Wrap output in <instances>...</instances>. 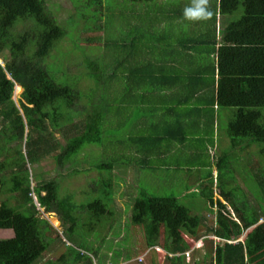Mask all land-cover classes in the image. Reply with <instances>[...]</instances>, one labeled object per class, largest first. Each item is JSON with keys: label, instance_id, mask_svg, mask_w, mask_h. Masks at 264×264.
Wrapping results in <instances>:
<instances>
[{"label": "trees", "instance_id": "obj_1", "mask_svg": "<svg viewBox=\"0 0 264 264\" xmlns=\"http://www.w3.org/2000/svg\"><path fill=\"white\" fill-rule=\"evenodd\" d=\"M190 2L192 6L194 0ZM97 3L100 5L101 0ZM208 7L212 15L206 19H192L190 35L187 32L185 36L160 39L153 34L155 40H159L155 45L162 48L158 54L155 55L157 50L153 51L145 35H138L130 40L133 50L126 56L127 62L132 59L134 66L125 65L127 58L118 60V64H123L125 78L130 82L121 98L127 100L134 93L131 86L139 88L142 92L137 101L144 103L147 100L152 105L150 113H155L156 109L159 112L157 121L153 119L146 125L138 124V128L140 126L147 135L128 136V142L125 141L139 145L135 151L141 157L138 161L130 159V163L136 161L141 168L147 167L152 155L164 158L160 155L163 144L167 146L169 141L179 144L188 142L182 117L173 124L168 122V112L176 109L177 105L174 104L173 108L161 101L158 107V101L153 97L155 90L173 85L192 109L203 107L200 97L204 96L211 105L213 102L220 109L231 110L225 133L231 150L236 151V165L238 159L243 160L248 167L246 171L250 172V180L253 176L256 193L254 196L249 193L250 197L244 193L245 197L241 198L238 186L230 187L223 174L230 172V179H233L236 167L229 164V150L219 154L215 150L210 162L216 167V187L214 189L212 180L200 191L203 199L200 202L214 213L212 225H207L203 215L192 213L177 197L153 196L143 189L139 190L131 204L130 223L141 226L148 249L158 246L172 254L163 255L167 264H264V254L255 258L246 242L239 239L249 226L264 218V0H208ZM161 8L156 6L155 11L153 7H147L145 23L137 28L144 29L143 32L151 36L154 25L150 16ZM238 9H241L238 18L224 20ZM170 12L179 14L181 11L177 8ZM186 19V22L182 19L180 28H184V23L188 24ZM20 23L23 26L18 29ZM64 33L47 11L45 0H0V194L15 198L13 205H8L6 200L0 201V228L13 231L11 237L0 238V264H35L45 255L44 252L49 254L57 246L63 247L64 251L54 261L44 264L118 263L117 251L107 262L102 259L101 244L105 241L99 238L101 244L93 246L87 238L91 235L88 233L90 230L101 225L108 216H113L111 172L116 162L123 163L122 159L91 164L100 176L93 181L94 193L91 196L95 197L86 203H76L71 193L60 196L59 183L55 178H40L32 185L30 177L28 165L45 156H51L58 167L73 165L87 144L103 143L104 114L91 108L85 117L75 120L76 113L71 109L81 100L78 90L70 84L54 80L42 63ZM142 41L145 45L141 51L137 46ZM169 48L172 50L167 51ZM138 57L146 61L140 63L136 60ZM153 57L160 61L156 68L151 61ZM97 62L86 61V66L89 75L100 80L103 72ZM109 77H114V74H109ZM15 85L21 87L18 105L12 99ZM157 97L163 98L160 95ZM114 115L115 111L107 119L110 127L115 125L112 123ZM159 121L163 124L157 126L155 123ZM67 123L69 125L65 127ZM178 126L181 133L175 134ZM56 132L61 134L63 142L56 138ZM204 133L191 139L195 140V147L206 150L208 136L213 140L214 135ZM255 166H258V172L251 169ZM104 170L108 171V176L103 174ZM209 175L214 177L211 173ZM245 181L246 188H249L250 181L246 178ZM214 192L218 198H213ZM39 208L43 213L56 214L62 234L89 241L94 249L88 253L75 251L65 244L61 235L52 237L50 233L55 232V228L41 217ZM83 213L85 217H82ZM109 225L112 230L113 224ZM79 226L88 227V230L83 232ZM200 226L205 228L204 234H199ZM203 235L200 258L195 254L186 262L184 251L191 247L190 241ZM197 249L195 247L191 252ZM124 256L128 258L127 254ZM246 256H250L251 260Z\"/></svg>", "mask_w": 264, "mask_h": 264}, {"label": "rangeland", "instance_id": "obj_2", "mask_svg": "<svg viewBox=\"0 0 264 264\" xmlns=\"http://www.w3.org/2000/svg\"><path fill=\"white\" fill-rule=\"evenodd\" d=\"M159 2L160 0H129V3H127V0H101L99 5L97 0H45L47 11L56 19V22L65 33L62 39L54 43L49 52L50 54L43 59L42 63L54 80L70 84L78 90L81 100L71 109L76 113L75 120L85 117L91 108H96L104 114L103 143L102 145L87 144L77 155V162L73 165L66 164L64 167H58L51 156H45L37 163L28 165L30 177L33 180L32 185L34 180L40 178H55L59 183L60 196L71 193L76 203H86L95 197L91 196L94 193L93 181L100 176L99 171L91 164L108 162L111 159L123 160L124 164L116 162L111 172L114 192V202L111 205L113 216H108L107 220L101 225L88 232L91 235L87 239L92 242L93 246L101 244L99 238L105 241L101 244L100 255L106 262L117 251L119 253L117 259L121 264L137 263V257L142 253L144 259L142 262L138 261L142 264H148V260L152 258L157 264H167L163 253H159L155 249H148L145 246L141 226H133L130 223L131 204L134 198L138 196L140 189L153 196L177 197L181 204L191 209L192 213L203 215L207 225H212L214 220V213L204 203L200 202H203L200 191L205 184L212 183V180H214V189L216 187V171L214 170L216 167L212 161L210 162L211 157L209 155L211 148L205 150L197 146L190 148L189 152L185 154L183 151H171L172 153L170 152L167 157L162 159L152 155V161L147 167L143 168L136 161L130 163V159L136 158L138 161L141 157L140 153L135 151L136 146L139 147V145L134 146L125 141L128 142V136L147 135L146 131L140 126L138 128V124L140 125L141 122L142 125H146L153 119L159 118V112L156 109L155 113H150L152 105L147 100L144 103L137 101L138 95L142 92L139 88L131 86L130 89L134 90V94L128 97L127 100H123L124 97L121 98L125 89H128L130 82L125 78L123 64H118V60L121 61L123 58H127V54L133 50L129 45V43H132L130 40L138 35H145V38L152 44L153 51L159 47L155 45L159 40L156 41V38L152 36L156 32L159 33V30L154 29L151 37L144 32L131 29L135 25L139 26L145 23L144 5L151 7L154 3ZM168 4H170L169 1ZM180 6L183 5L177 7L173 5L174 8L171 10L179 9ZM167 7L162 8L163 13L167 11ZM240 14L241 9H238L232 15L226 16L224 20L227 22L236 19ZM150 17L158 18L157 15H151ZM22 26L21 23L17 25L18 29ZM179 26L177 22L172 24L174 30ZM183 26L184 30L181 29V36L186 35L189 27L186 23ZM162 27L164 31L160 30V32L168 33L169 23L167 25L164 23ZM146 35L149 36V39ZM144 42L142 41L138 46L144 47ZM123 44H126V46H123ZM174 49L187 52L182 48L174 47ZM89 60L98 61V65H101L103 76L100 80H96L89 75V69L86 66V61ZM127 60L128 58L125 59L126 66L130 68L134 66L135 63L132 59H129V62ZM136 60L140 59L137 58ZM111 73L114 74L112 78L109 77ZM20 92L21 90L16 92L14 87L12 99L17 105ZM113 111H115V115L112 123H115V125L110 127V122H107V119ZM228 115H231V110H228ZM227 120V118H224L220 122L219 133L221 134L213 137V140H219L217 153H222L225 149L229 150L228 157L231 158L229 164H234L236 167L233 179H230L232 176L230 172H224L223 178L229 180L230 187L238 186L240 192V195H238L241 198L245 197L244 193L250 197L249 193L252 192V196H254L256 193V190H254L255 181L253 176L250 180V172L246 171L248 167L243 160L239 159L236 165V157H234L236 151L231 150L225 133ZM68 125L67 123L64 126L67 127ZM54 135L63 142L60 133L56 132ZM213 140L208 136L209 143L205 142L206 147H211ZM237 156H241V154ZM251 169L256 170V172L259 171L258 166L251 167ZM209 173L214 174V177ZM103 174L105 176L109 175L107 170H104ZM245 178L250 181L252 189L250 187L246 188ZM226 188L228 189L229 186L226 185ZM213 198H218L217 193H213ZM1 200H6L8 205L15 203L14 196L8 194H0ZM34 201H36L35 198ZM214 209L213 207V211ZM39 210L41 217L46 218L55 228V232L50 233L52 237L58 236L57 234L61 235L60 238L65 244L74 248L75 251L88 253L94 249L89 241L77 240L73 236L62 234L59 220L57 219V226H54L50 221L49 217L51 216L57 218L55 213H43L41 208ZM85 216L83 213L82 217ZM109 224H113L112 230L109 229ZM79 229L85 232L88 227H80ZM198 232L204 234L205 228L200 226ZM12 235V229L0 228V238H7ZM254 235H257V237L254 238ZM206 237L212 236L206 235ZM240 238L246 242V246L255 258L264 254V218L249 226ZM190 243L191 246L195 247V243L191 241ZM128 250L129 252H127ZM63 251V247L57 246L49 254L44 252L45 255L35 264H44L49 260L54 261ZM202 251L203 247L193 253L191 252L189 257L195 254L197 256L201 255ZM125 254L130 258L129 261L124 259Z\"/></svg>", "mask_w": 264, "mask_h": 264}, {"label": "crops", "instance_id": "obj_3", "mask_svg": "<svg viewBox=\"0 0 264 264\" xmlns=\"http://www.w3.org/2000/svg\"><path fill=\"white\" fill-rule=\"evenodd\" d=\"M140 1H142V0H140ZM168 1L170 4L166 5V6H168L166 12L163 13L162 10L160 11L158 9L159 12H157L156 14L155 13L152 14V15L158 16V18L152 17V20H153V25H154L153 29L159 30V33L156 32L155 35L160 39L162 37L174 38V37H177V35H180L181 29L184 30V28H180V26H179V27H177L176 30H174L172 28V24L174 22H177L180 24L182 22V19H184L186 22L187 19L185 18L183 12H184L185 7L191 6V2H190L191 0H160L159 3H154L151 7H153L155 9V11H157L156 6L158 8L159 7L165 8L166 6H164V5L166 3H168ZM172 1H173V3L171 4ZM127 3H129V0H127ZM173 5L175 7H177L179 5H183V6H180V8H179V10L181 11L179 14H173L170 12V10L174 8V7H172ZM146 9H147V6L144 5V11L145 12H146ZM175 9H177V8H175ZM145 12H143L144 16H146ZM164 23L166 25H167V23H169L168 33L160 32V30L164 31V28L162 27ZM188 25H189L188 34L190 35V33L192 31V27H193L192 19H188ZM137 27H138V25H135L132 28L131 27L130 28L132 30H137L140 32L144 31V29H138ZM185 28H186V26H185ZM138 48L141 50L143 47L138 46ZM155 50H157L156 52L154 51V53L156 55V54H158V50L161 51L162 48L159 46ZM170 50H172V48L167 49V51H170ZM142 54H144V52ZM138 59H140V60H138L140 63H144V61H146L143 59V57H141V58L138 57ZM155 59L156 58H154V57H153V59L151 58V61L153 63L154 68H156V65L160 62L157 59H156L157 60L156 61ZM154 70H156V69H154ZM164 85H165V83H164ZM160 89L155 90L153 92V97H154L155 101H158L157 102V104H159L158 107H160L161 101L164 102L163 105L173 106V108H174V104L177 105L176 109L174 108V110H170L168 112V114H167L168 122L173 124L176 120H179L182 117L181 121H182V124L184 126L183 130H184V132L188 133V139H189L188 142L183 143V144H179L177 142L175 143L173 141H169V144L167 146H163L162 151H160V153H161L160 155H162V157H164V158L167 157V155L171 151L172 152L183 151L184 154L188 153L190 148H195V146L193 145V143H195V140L193 141L191 139V137L194 135H198L199 133H201V134H206L204 132L212 133L214 135V137L216 135L218 136L219 134H221V133H219V125H220V122L224 118L228 117V110L227 109H220L213 102L211 105V102H209V99L202 96V97H200V102L202 103L201 106H203V107L200 110H195V109H192V107L190 105L185 104L186 102H185L184 96L181 95L180 93L178 94V92H176V87H174L173 85L169 86L167 89L166 88L165 89L160 88ZM133 94L134 93H131L130 96ZM157 95L158 96L160 95L162 97L164 95H166V96L163 98H159V97H157ZM176 110H177V112H176ZM191 110H193V111H191ZM157 120L155 119V121H157ZM155 124L157 126H159V125L163 124V122L159 121ZM178 133H181L179 126H178V130L175 134H178ZM206 143L208 144L209 142H206ZM214 143H215V145L212 146L210 151H209V155L211 158L214 156L215 150H217L219 147V145H218L219 140L215 139ZM207 147L210 148V146H207ZM203 237H205V236L203 235V236H201V238H199L197 240H192L191 242L195 243V245L199 244V246H200V244L202 245V238ZM212 237L214 239L217 238L214 236H212ZM197 248H200V247H197ZM142 255H143V253H142ZM142 255H139V256H142ZM197 257H198V259L200 258L199 255ZM129 259L130 258H127L125 260L129 261ZM143 259H144V256L142 257V260ZM246 259L251 260L250 256H246ZM185 261L187 262L188 258H185ZM140 262H142V261H140ZM140 262L137 261V263H135V264H142ZM117 264H121L120 261H118ZM148 264H157V262L152 258V259L148 260Z\"/></svg>", "mask_w": 264, "mask_h": 264}, {"label": "clouds", "instance_id": "obj_4", "mask_svg": "<svg viewBox=\"0 0 264 264\" xmlns=\"http://www.w3.org/2000/svg\"><path fill=\"white\" fill-rule=\"evenodd\" d=\"M183 14L188 19H206L212 12L208 7V0H194L192 6L185 7Z\"/></svg>", "mask_w": 264, "mask_h": 264}, {"label": "built area", "instance_id": "obj_5", "mask_svg": "<svg viewBox=\"0 0 264 264\" xmlns=\"http://www.w3.org/2000/svg\"><path fill=\"white\" fill-rule=\"evenodd\" d=\"M215 240H218V238H215ZM200 246H201V244H200ZM199 246V244H196L195 245V247L197 248V247H200ZM195 247H190L188 250H186V251H184V255H185V257L186 258H189V254H190V252H191V250L193 249V248H195ZM155 248V250H157V251H161V253H163V255H172V254H170V253H168L167 251H163L162 249H160L159 247H154ZM150 249V248H149ZM148 251V250H147ZM144 255V254H143ZM143 255L142 256H139V257H137V260L138 261H142V257H143Z\"/></svg>", "mask_w": 264, "mask_h": 264}, {"label": "bare ground", "instance_id": "obj_6", "mask_svg": "<svg viewBox=\"0 0 264 264\" xmlns=\"http://www.w3.org/2000/svg\"><path fill=\"white\" fill-rule=\"evenodd\" d=\"M14 87H15L16 92L21 90L20 86H18V85H15ZM49 218H50L51 223H53L54 226L58 225V221L56 220L55 217L51 216Z\"/></svg>", "mask_w": 264, "mask_h": 264}]
</instances>
